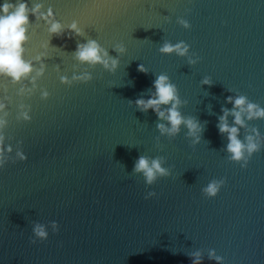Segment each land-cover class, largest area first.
Here are the masks:
<instances>
[{
	"label": "water",
	"instance_id": "water-1",
	"mask_svg": "<svg viewBox=\"0 0 264 264\" xmlns=\"http://www.w3.org/2000/svg\"><path fill=\"white\" fill-rule=\"evenodd\" d=\"M24 2L42 4L45 14L51 8L66 28L78 22L85 37L69 39L66 32L51 38L48 25L30 16L25 59L42 54L51 39L38 82L50 97L42 100L40 91L20 97L22 85L0 78V100L11 97V103L4 100L6 146L15 157L22 141L28 157L0 170V264H192L194 251L203 253L202 264H217L208 259L211 250L223 264H264V148L242 168L229 161L227 138L217 128L221 109L233 108L229 96L242 94L264 107V0ZM89 38L113 57L118 44L127 48L115 74L75 60L77 44ZM165 41L187 43L199 62L193 67L187 58L162 55ZM76 68H87L93 81L63 85L60 76L71 79ZM159 74L168 75L188 102L181 109L185 117L208 122L195 148L186 127L170 141L160 136L153 110L145 114L129 103L142 93L150 98L147 90L155 91ZM205 77L211 87L202 85ZM21 103L30 105L31 122L17 120ZM248 124L264 137V120ZM244 135L241 129L239 138ZM140 155L165 157L171 176L151 187L142 175L130 176ZM214 179L227 182L207 198L202 189ZM150 191L157 196L145 199ZM50 221L59 232L49 227L48 240L32 244L33 224Z\"/></svg>",
	"mask_w": 264,
	"mask_h": 264
},
{
	"label": "clouds",
	"instance_id": "clouds-1",
	"mask_svg": "<svg viewBox=\"0 0 264 264\" xmlns=\"http://www.w3.org/2000/svg\"><path fill=\"white\" fill-rule=\"evenodd\" d=\"M35 16L36 23L43 21L48 25L49 36L63 38L65 33L70 35L69 39L75 37H85L84 30L81 29L79 23L73 21L65 27L64 24L57 21L54 11L49 8L47 14L43 11L42 4L32 5L30 8L24 0H16V3L5 0L0 6V78L10 79L13 85H22L18 91L20 97H31L37 91L41 92V99L48 100L50 93L46 89H39L38 82L45 76L47 65L44 61L49 58L47 48L49 44L44 45L45 51L36 56L34 60H27V45L29 43V31L33 24L29 17ZM178 23L185 29H190L191 25L187 20L179 19ZM118 55L113 57L109 51L105 49L97 40L87 39L86 43H78L74 53L75 60L79 65H87L95 69L97 66L108 72L115 74L120 68V56L127 53V48L123 44H118L113 48ZM162 55H177L181 58H187L190 66H195L199 62V57L193 58L190 54V46L181 41L176 44L165 41L159 48ZM39 64L37 68L35 65ZM57 71L60 69L57 67ZM138 71L148 74L149 71L144 65H139ZM72 78L61 75L60 81L63 85L72 87L76 84H89L93 81V76L85 68L82 72L79 68L75 69ZM26 81H29L31 87ZM202 85L211 87L213 80L210 77H205L202 80ZM152 89L147 90V95L150 98L141 97L134 102L135 108L145 114L149 110H153L158 117L156 128L160 136L167 137L170 141L180 135L182 127L187 128V138L191 140L192 147L195 148L203 140V133L206 130L207 121L201 123L198 118L193 116L185 117L181 109L187 105L186 100H182L179 89L171 81L168 75L159 74L153 82ZM7 91V89H5ZM4 100L11 103V97L5 96ZM0 100V170H3L8 163H16L18 161H27L28 157L22 150V141L18 144L19 147L15 150V157L12 156L14 149L11 145L6 146V140L11 137L6 136L8 127V117L10 113L7 111L8 105ZM227 103L233 105L229 110L227 107L221 109L223 115L218 116L217 128L221 136L227 138V146L224 151L229 154L230 162L239 164L242 168H247L254 154L264 148V137L258 128L249 127L248 122L254 120H264V107L259 104L249 101L242 94L227 97ZM209 114L211 105L208 106ZM31 107L30 105L21 103L19 105V113L17 120L22 122H31ZM233 117L234 121L230 124L229 118ZM241 129L244 130V139L241 140ZM156 146L163 151V146L160 143V137L156 138ZM167 159L163 156L151 158L145 155H140L134 163V168L130 176H143L147 186L151 187L157 183L159 179L171 176V169L164 167ZM226 180H212L206 187L202 189L203 195L207 198H215L225 186ZM157 196L155 191H150L145 195V199H151ZM51 228L53 233H58L60 226L55 221H50L48 225L41 223L33 224L34 239H31L32 244L37 241L44 242L49 238L48 228ZM192 264H202L203 253L194 251L188 254ZM209 260H215L217 264H223V258L217 256L214 250H211L208 255Z\"/></svg>",
	"mask_w": 264,
	"mask_h": 264
}]
</instances>
